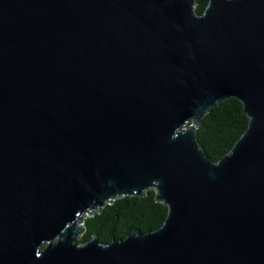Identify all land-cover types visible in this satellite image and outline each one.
Wrapping results in <instances>:
<instances>
[{
	"label": "water",
	"instance_id": "obj_1",
	"mask_svg": "<svg viewBox=\"0 0 264 264\" xmlns=\"http://www.w3.org/2000/svg\"><path fill=\"white\" fill-rule=\"evenodd\" d=\"M0 0V264H264V0ZM248 124L217 161L203 116ZM147 189L163 224L85 217Z\"/></svg>",
	"mask_w": 264,
	"mask_h": 264
},
{
	"label": "trees",
	"instance_id": "obj_2",
	"mask_svg": "<svg viewBox=\"0 0 264 264\" xmlns=\"http://www.w3.org/2000/svg\"><path fill=\"white\" fill-rule=\"evenodd\" d=\"M194 12L202 14L208 0H195ZM248 124L242 103L227 98L212 107L202 118L196 136L207 156L217 161L236 142ZM167 214V206L155 198V191L147 189L142 196H123L107 203L99 212L85 217L84 232L77 243L91 237L107 244L131 233H145L160 227Z\"/></svg>",
	"mask_w": 264,
	"mask_h": 264
}]
</instances>
